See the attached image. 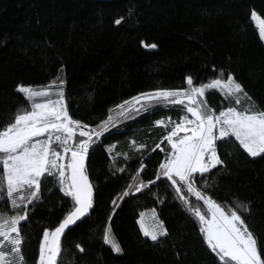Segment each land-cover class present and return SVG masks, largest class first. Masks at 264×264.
Masks as SVG:
<instances>
[{
    "label": "trees",
    "instance_id": "1",
    "mask_svg": "<svg viewBox=\"0 0 264 264\" xmlns=\"http://www.w3.org/2000/svg\"><path fill=\"white\" fill-rule=\"evenodd\" d=\"M253 10L264 19V0H0V127L17 110L29 107L15 90L18 84L40 88L57 75L65 81L67 110L74 120L99 132L95 126L110 114L114 117L102 136L92 137L96 142L89 148L86 174L94 187L93 207L65 231L57 264H221L200 226L185 223L186 217L195 218L175 198L170 181L162 178L165 186L154 188L159 165L172 147L164 140L171 125L164 128L155 121L180 122L192 114L181 105L157 103H145L146 112L123 116L110 110L140 93L188 88V76L199 86L227 79L228 74L243 85L255 107L264 110V41L250 18ZM120 17L122 23L114 24ZM142 41L158 47L145 48ZM205 101L216 114L241 107L217 89L206 90L200 97ZM76 139L78 143L87 137L77 132ZM226 148L225 139L216 141L224 165L202 176L193 174L196 186L226 212L227 206L239 210V204H249L251 214L241 215L264 259V154L253 158L237 143L228 156ZM121 158L128 166L122 172ZM141 165L143 171L134 182ZM69 175L67 170L66 183ZM152 180L156 182L135 191L141 181ZM177 182L191 206L208 215L203 202ZM130 184L131 194L121 198ZM72 206L56 180H42L40 199L27 204L29 216L21 223L25 264H38L43 229L54 228ZM152 209L169 233L157 242L140 226L141 213ZM0 211L13 213L6 200H0ZM109 224L121 253L103 242ZM77 244L84 247L83 253Z\"/></svg>",
    "mask_w": 264,
    "mask_h": 264
},
{
    "label": "snow or ice",
    "instance_id": "2",
    "mask_svg": "<svg viewBox=\"0 0 264 264\" xmlns=\"http://www.w3.org/2000/svg\"><path fill=\"white\" fill-rule=\"evenodd\" d=\"M250 18L256 22L260 37L264 40V19L254 10L250 13ZM123 20L124 17L115 19L114 24L120 25ZM141 44L148 49L158 47L155 43L147 44L142 41ZM186 83L189 87L184 89H157L140 93L123 101L110 112L118 110L121 116L125 112H146L148 108L145 103L184 106L194 119L184 116L180 122H174L171 118H167V121H155L156 126L168 128L171 125L164 140L172 146L169 156L159 165L156 180L165 178L170 181L175 198L182 201L186 210L200 222L204 241L221 264H264L261 245L241 215V212L251 214L249 204H239V210L227 206L226 212L225 207L196 186L193 175L202 176L218 165H224L216 150L218 139L235 137L253 158L264 154V110L255 107L243 85L232 74H228L227 79L218 77L199 86H193V78L188 76ZM64 84L60 75L40 88L18 84L15 90L23 94L29 107L17 110L10 122L0 127V200H6L13 209L11 215L0 211V264H25L21 223L27 221L29 216L27 204L40 199L42 180L49 177L56 180L64 195L72 199L73 206L54 228L43 229L38 264H57L62 251L61 238L65 231L88 215L93 207L94 187L86 174L85 161L90 146L96 142L92 137L98 139L102 136L114 117L110 114L101 124L96 125V128L101 129L99 132H93L91 125L74 120L67 110ZM211 89L221 91L230 103L241 107H227L216 114L215 110L207 107L206 101L201 103L197 100V97H203L205 91ZM37 98L40 102H37ZM241 98L247 106H243ZM137 104L140 108L135 107ZM181 131L185 135L178 137ZM77 132L80 137L87 139H80L75 143ZM174 137L178 138L174 140ZM131 143L135 145L136 141ZM110 147L114 148L115 145ZM144 147L143 144L139 145V148ZM156 147L159 148V144ZM57 148L60 150H56ZM65 157H69L67 163L64 162ZM67 170H70V175L66 183ZM118 171L122 172L124 169L120 168ZM141 171L143 165L137 170L136 176L132 177L134 182ZM177 178L188 193L195 196L197 201L203 202L211 219L199 207L191 206ZM155 182L152 180L145 184L141 181L135 191L140 192ZM131 188L132 185H128V190L122 193L121 198L130 195ZM112 203L116 204V200ZM151 211L156 218L155 209ZM143 215L141 213V217ZM156 219V227L152 231H144V235L154 242L169 234L164 221ZM102 239L114 252H122L119 243L111 236L110 224L105 228ZM76 248L81 253L85 251L82 245L77 244Z\"/></svg>",
    "mask_w": 264,
    "mask_h": 264
},
{
    "label": "rangeland",
    "instance_id": "3",
    "mask_svg": "<svg viewBox=\"0 0 264 264\" xmlns=\"http://www.w3.org/2000/svg\"><path fill=\"white\" fill-rule=\"evenodd\" d=\"M258 16L261 19H263L259 14H258ZM254 23L257 26L256 22H254ZM64 98H65V101H66L65 91H64ZM53 99H55V97H53ZM197 100L200 101V97H197ZM37 102H40L39 98H37ZM189 117H188V119H190V120L194 119V117L193 118H189ZM189 127H191V126H189ZM216 134L218 135V132H216ZM184 135H185V132L181 131L178 134V137H182ZM178 137H174L173 139L175 140ZM76 138H77V135L75 137V141H74L75 143L77 142ZM40 139H44V137H40ZM225 140H226V143H227L226 152H227L228 156H231L232 153H234V150L236 149L237 143H239V142L235 139V137L225 138ZM53 147L55 148L56 146L53 145ZM56 150L59 151L60 149L57 148ZM205 159L207 160V156L205 157ZM64 162L66 163V157H65ZM118 164L120 165L121 168L127 167V164H126L125 160L122 159V158L118 159ZM157 183H160L161 185H165V182H164L163 179L158 180ZM24 194L26 195L27 193H24ZM143 214H144L143 217H141V219H140V226L142 228L143 233H144V231H152L156 227L157 219L154 218L153 213H151V212L150 213L146 212V213H143ZM206 216H207L208 219H211L210 213L208 215H206ZM185 223L188 224V225H191V226H198L199 225L201 227L200 222L198 220H196V219H193L192 217H186Z\"/></svg>",
    "mask_w": 264,
    "mask_h": 264
},
{
    "label": "crops",
    "instance_id": "4",
    "mask_svg": "<svg viewBox=\"0 0 264 264\" xmlns=\"http://www.w3.org/2000/svg\"><path fill=\"white\" fill-rule=\"evenodd\" d=\"M227 144V143H226ZM128 168V166L127 167H124L123 169L125 170V169H127ZM158 182V181H157ZM156 182V185L154 186V188L155 189H159V188H162V187H164L165 185H161L160 183H157Z\"/></svg>",
    "mask_w": 264,
    "mask_h": 264
},
{
    "label": "water",
    "instance_id": "5",
    "mask_svg": "<svg viewBox=\"0 0 264 264\" xmlns=\"http://www.w3.org/2000/svg\"><path fill=\"white\" fill-rule=\"evenodd\" d=\"M86 160H87V159H86ZM85 166H86V161H85ZM69 174H70V170H69ZM90 210H91V209H90ZM90 210H89V213H90ZM89 213H88V214H89ZM87 216H88V215H86L85 217H87ZM85 217L81 218V220H83ZM81 220H79V221H81ZM79 221H77V223H78ZM77 223H76V224H77ZM72 226H74V225H72ZM72 226H70V228H71ZM67 230H68V229H67Z\"/></svg>",
    "mask_w": 264,
    "mask_h": 264
},
{
    "label": "built area",
    "instance_id": "6",
    "mask_svg": "<svg viewBox=\"0 0 264 264\" xmlns=\"http://www.w3.org/2000/svg\"><path fill=\"white\" fill-rule=\"evenodd\" d=\"M192 120V119H191Z\"/></svg>",
    "mask_w": 264,
    "mask_h": 264
}]
</instances>
